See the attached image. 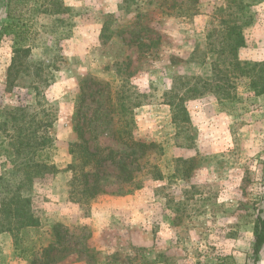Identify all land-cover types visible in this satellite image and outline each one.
<instances>
[{
  "label": "rangeland",
  "instance_id": "rangeland-1",
  "mask_svg": "<svg viewBox=\"0 0 264 264\" xmlns=\"http://www.w3.org/2000/svg\"><path fill=\"white\" fill-rule=\"evenodd\" d=\"M55 1L62 14L51 0L13 5L35 32L19 43L1 33L10 20L0 0V176L13 180L21 159L59 171L28 176L22 195L36 224L0 231V264H31L18 245L48 246L56 225L65 241L53 264H264V249L257 263L253 254L264 216V95L244 68L258 63L264 74V0ZM232 19L245 46L230 54L237 72L217 73L237 76L217 96L224 83L210 35ZM18 47L32 53L9 88ZM135 141L154 144L139 161L127 147ZM96 169L102 192L90 199L73 179Z\"/></svg>",
  "mask_w": 264,
  "mask_h": 264
},
{
  "label": "trees",
  "instance_id": "trees-1",
  "mask_svg": "<svg viewBox=\"0 0 264 264\" xmlns=\"http://www.w3.org/2000/svg\"><path fill=\"white\" fill-rule=\"evenodd\" d=\"M21 0H6V8L8 10L7 12V19L10 20L9 24L6 26H3L1 29L3 32L1 33H13L15 38L19 41V43L29 42L31 41V37L33 34L35 35V32L33 31V23L30 22V25L28 22L24 21L22 18V15L17 13V8L13 7L15 6L17 2ZM55 0H51V3ZM56 2V1H55ZM52 8H54L53 14H62V6L60 3L56 5L55 3H52ZM233 6L241 7V4H232L229 5L226 10H231L235 12ZM179 10L182 12V14H186L185 16H188L191 14L189 11L190 9L183 10L181 7ZM242 9H240L241 11ZM239 11V12H240ZM46 12H49L47 9ZM52 12V11H51ZM229 23L227 25L226 31L222 32L221 34H216L215 36L210 35L211 42L209 45L211 46V52L215 53L218 57L217 59L212 63V69L214 72V76L217 78V73H222V67H225L227 65V68H232V72L238 71V67L240 66V61L231 60L230 54L234 53L236 50H238L241 47L245 46V41L243 37V33L241 31L240 26L237 24V20L232 19L227 21ZM0 33V34H1ZM213 37V38H212ZM219 38L218 45L215 44V41ZM209 39V38H208ZM214 39V41H213ZM216 46H218L216 48ZM32 53V47H18L14 50V58L11 64V67L8 71V83L7 86L10 88L12 86L11 77L13 74H18L20 71H25L27 69L24 61V57H29ZM261 65L258 63H249L245 64V75L250 76L251 79V87L256 92L257 95H264V74L263 76H257L255 74V71L257 68H261ZM262 71V69H260ZM259 72V71H258ZM234 73V72H233ZM221 76V77H220ZM219 76V83H224L223 85L217 84V86L213 87V92L217 96H221L225 92V88H227V85H231L230 88H233V83L230 81H234L237 76L235 74L233 77L229 78V76ZM223 76V77H222ZM229 78V79H228ZM203 90L207 89V84L204 85ZM195 93H197V88ZM200 93V92H199ZM202 93V92H201ZM83 95V92L81 96ZM82 101L84 102V96H82ZM180 111H185V107H180ZM42 139L43 145L46 144L47 138L45 136L39 137V139ZM131 143V144H130ZM127 147L133 148L132 155L135 157L134 161H139L143 158L144 153L146 150H149L151 147L154 146V144H144L140 142H130ZM127 144V143H126ZM3 146V144H1ZM23 143L19 144L18 152H21V148H23ZM136 148V149H135ZM45 149V148H44ZM44 149H41L36 154L41 156V153ZM2 152L6 153L5 148L1 147ZM194 160L191 161H184V160H178V165L182 164L184 166L193 164ZM99 164L102 163V159L99 160ZM15 167L13 175V180H7L9 179V173L7 171L4 172L2 176H0V217H2V221L0 220V231L1 232H10L19 229L18 223L24 224L25 221L27 223L26 226H34L36 224V221L33 220L32 216H28V200L23 198L22 195V189L28 186L31 182L29 179L30 176L37 175V174H49L58 173L57 167L51 162L48 161V159H40L34 162L29 161H23L22 159L15 163L13 165ZM190 171V170H189ZM189 174L187 173V176ZM29 176V177H28ZM82 181V187L83 189L80 191V193L86 195L88 198L93 199L97 195H99L101 191V182L102 177L100 175V171L98 169L94 170L93 172H85L83 170L79 177H76L73 179V183ZM123 181H130L132 180V175H128V178L122 179ZM10 196V197H8ZM84 197V196H83ZM83 199L79 201L81 203ZM86 202V200L84 201ZM16 219V220H15ZM16 221V226L13 228V222ZM63 229L62 225H56L54 226L53 230L56 234V241L49 244L46 247H40L37 248L36 244L25 243V244H19L18 249L20 251V254L23 258L31 259V264H53V258L51 254L53 252L58 251L59 249H62L63 241H65V235L61 233V230ZM264 249V216L261 214L258 215L257 220L254 223V245H253V254L255 257V262L257 263L260 259L261 253ZM38 255V256H37Z\"/></svg>",
  "mask_w": 264,
  "mask_h": 264
}]
</instances>
